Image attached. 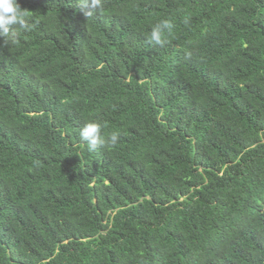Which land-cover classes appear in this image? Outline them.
I'll return each mask as SVG.
<instances>
[{
  "label": "trees",
  "instance_id": "16d2710c",
  "mask_svg": "<svg viewBox=\"0 0 264 264\" xmlns=\"http://www.w3.org/2000/svg\"><path fill=\"white\" fill-rule=\"evenodd\" d=\"M17 3L0 264H264V0ZM92 121L116 146L88 150Z\"/></svg>",
  "mask_w": 264,
  "mask_h": 264
},
{
  "label": "clouds",
  "instance_id": "9594fccd",
  "mask_svg": "<svg viewBox=\"0 0 264 264\" xmlns=\"http://www.w3.org/2000/svg\"><path fill=\"white\" fill-rule=\"evenodd\" d=\"M103 0H81L80 7L84 15H92L96 10L102 8ZM187 22V21H186ZM13 26L29 31V17L17 3V0H0V38L6 43L15 44L18 42V33ZM175 25L168 19L161 20L155 24L147 39L150 44L163 47L167 43L166 35L173 32ZM104 125L100 122H87L79 130L80 139L86 144L89 151H95L98 147L116 146L121 133L113 131L106 137L102 135Z\"/></svg>",
  "mask_w": 264,
  "mask_h": 264
}]
</instances>
